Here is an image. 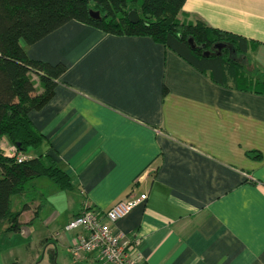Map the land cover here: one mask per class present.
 Here are the masks:
<instances>
[{
	"label": "crops",
	"instance_id": "obj_1",
	"mask_svg": "<svg viewBox=\"0 0 264 264\" xmlns=\"http://www.w3.org/2000/svg\"><path fill=\"white\" fill-rule=\"evenodd\" d=\"M179 18L244 37L250 68L264 69V0H185ZM24 48L65 66L49 101L28 113L44 139L25 155L53 159L71 187L28 180L11 197L13 210L26 204L19 233L41 225L53 237L85 203L105 210L145 193L116 221L140 264H264V92L216 83L149 36L75 20ZM81 233L55 240L68 251Z\"/></svg>",
	"mask_w": 264,
	"mask_h": 264
},
{
	"label": "trees",
	"instance_id": "obj_2",
	"mask_svg": "<svg viewBox=\"0 0 264 264\" xmlns=\"http://www.w3.org/2000/svg\"><path fill=\"white\" fill-rule=\"evenodd\" d=\"M185 0H0V140L7 137L13 154L0 147V233L18 232L19 215L26 208L11 207V197L23 193L25 183L46 176L60 189L71 187L69 175L50 157H29L44 137L32 125L28 113L52 97L62 63L50 64L28 57L24 46L41 39L64 23L75 20L114 35L149 36L169 48L219 84L264 92V69L246 68L241 61L248 49L245 38L200 19L179 18ZM98 11L99 17L90 14ZM137 20L130 22L128 11ZM192 40V45L189 43ZM246 61V60H245ZM244 61V62H245ZM249 65L248 61H246ZM31 73L41 91L35 92ZM17 153L24 155L20 161ZM260 159L255 150L246 151Z\"/></svg>",
	"mask_w": 264,
	"mask_h": 264
},
{
	"label": "built area",
	"instance_id": "obj_3",
	"mask_svg": "<svg viewBox=\"0 0 264 264\" xmlns=\"http://www.w3.org/2000/svg\"><path fill=\"white\" fill-rule=\"evenodd\" d=\"M13 152L14 149L7 154ZM23 158L24 155L17 153L18 161ZM145 196V193L135 197L125 196L105 210L94 209L85 203L62 229L55 231V236L61 231H83L68 246L70 255L77 260L93 255L95 264H140L138 257L131 254L129 237L117 230L116 221L142 202Z\"/></svg>",
	"mask_w": 264,
	"mask_h": 264
},
{
	"label": "rangeland",
	"instance_id": "obj_4",
	"mask_svg": "<svg viewBox=\"0 0 264 264\" xmlns=\"http://www.w3.org/2000/svg\"><path fill=\"white\" fill-rule=\"evenodd\" d=\"M243 60L241 63L248 69L250 66ZM252 69V68H251ZM2 138L0 146H5V139ZM10 149H14V145L11 144ZM32 151V148L27 152ZM28 183V182H27ZM25 183V185H27ZM23 203V202H22ZM13 208H16V203L13 197L11 204ZM34 223H40L39 221ZM25 227V226H24ZM36 230L38 232L31 235H25L21 233L3 234L0 236V264H79L77 259L70 256L67 251V247L62 243H57L55 240V231L53 237H48V233H43L40 227ZM60 230V229H59ZM42 232V233H40ZM7 235H11L8 238ZM46 237V239H45Z\"/></svg>",
	"mask_w": 264,
	"mask_h": 264
},
{
	"label": "water",
	"instance_id": "obj_5",
	"mask_svg": "<svg viewBox=\"0 0 264 264\" xmlns=\"http://www.w3.org/2000/svg\"><path fill=\"white\" fill-rule=\"evenodd\" d=\"M90 14L93 17H95V18H98L99 17L98 11L91 10L90 11ZM127 17H128V19H129L130 22H135L137 20V14H136L135 10L128 11ZM189 43L192 45V40L191 39H189Z\"/></svg>",
	"mask_w": 264,
	"mask_h": 264
}]
</instances>
